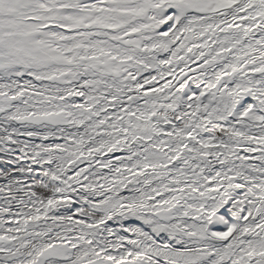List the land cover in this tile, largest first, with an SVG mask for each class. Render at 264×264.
Instances as JSON below:
<instances>
[{
	"label": "snow or ice",
	"instance_id": "snow-or-ice-1",
	"mask_svg": "<svg viewBox=\"0 0 264 264\" xmlns=\"http://www.w3.org/2000/svg\"><path fill=\"white\" fill-rule=\"evenodd\" d=\"M0 264H264V0H0Z\"/></svg>",
	"mask_w": 264,
	"mask_h": 264
}]
</instances>
